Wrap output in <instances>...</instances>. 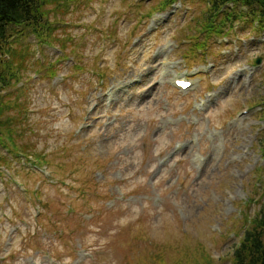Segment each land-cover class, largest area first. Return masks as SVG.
Here are the masks:
<instances>
[{"label": "rangeland", "instance_id": "rangeland-1", "mask_svg": "<svg viewBox=\"0 0 264 264\" xmlns=\"http://www.w3.org/2000/svg\"><path fill=\"white\" fill-rule=\"evenodd\" d=\"M44 1L0 91V264H232L264 205V25Z\"/></svg>", "mask_w": 264, "mask_h": 264}, {"label": "trees", "instance_id": "trees-1", "mask_svg": "<svg viewBox=\"0 0 264 264\" xmlns=\"http://www.w3.org/2000/svg\"><path fill=\"white\" fill-rule=\"evenodd\" d=\"M44 4V0H0V91L11 79L5 63L9 46L21 37L23 33L20 30L38 27L44 22ZM231 4L233 8L238 5L247 7L250 19L264 25V0H209L208 7L212 16L223 14L220 17H226L224 11ZM231 11L228 12V20L233 15ZM256 214L234 250L232 264H264V205Z\"/></svg>", "mask_w": 264, "mask_h": 264}, {"label": "bare ground", "instance_id": "bare-ground-1", "mask_svg": "<svg viewBox=\"0 0 264 264\" xmlns=\"http://www.w3.org/2000/svg\"><path fill=\"white\" fill-rule=\"evenodd\" d=\"M161 17V16H160Z\"/></svg>", "mask_w": 264, "mask_h": 264}]
</instances>
